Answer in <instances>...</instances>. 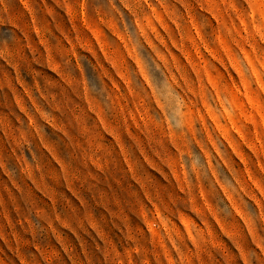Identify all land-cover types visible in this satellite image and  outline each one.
Instances as JSON below:
<instances>
[{
	"label": "rangeland",
	"instance_id": "374dc122",
	"mask_svg": "<svg viewBox=\"0 0 264 264\" xmlns=\"http://www.w3.org/2000/svg\"><path fill=\"white\" fill-rule=\"evenodd\" d=\"M0 264H264V0H0Z\"/></svg>",
	"mask_w": 264,
	"mask_h": 264
}]
</instances>
